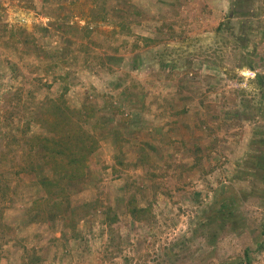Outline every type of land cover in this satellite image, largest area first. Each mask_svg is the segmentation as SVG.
I'll use <instances>...</instances> for the list:
<instances>
[{"label":"rangeland","instance_id":"rangeland-1","mask_svg":"<svg viewBox=\"0 0 264 264\" xmlns=\"http://www.w3.org/2000/svg\"><path fill=\"white\" fill-rule=\"evenodd\" d=\"M51 101L98 140L58 197ZM0 264H264V0H0Z\"/></svg>","mask_w":264,"mask_h":264},{"label":"trees","instance_id":"trees-1","mask_svg":"<svg viewBox=\"0 0 264 264\" xmlns=\"http://www.w3.org/2000/svg\"><path fill=\"white\" fill-rule=\"evenodd\" d=\"M258 78L261 83L262 80L259 76ZM49 104L53 107L50 110L52 119L47 121L49 134L31 135L28 138V151L36 149L41 164L49 169L51 178L41 181L46 194L58 197L64 196L68 186L85 176L89 156L98 148V140L82 124V115H92L90 106L73 109L57 101ZM53 188L58 189L57 194ZM60 203V200H54L53 206ZM41 204L49 205V200L43 196L35 198L32 209H39ZM128 210L132 216L139 217L147 208L130 202ZM58 211L62 214V210Z\"/></svg>","mask_w":264,"mask_h":264}]
</instances>
